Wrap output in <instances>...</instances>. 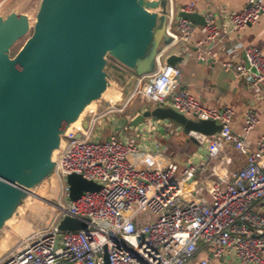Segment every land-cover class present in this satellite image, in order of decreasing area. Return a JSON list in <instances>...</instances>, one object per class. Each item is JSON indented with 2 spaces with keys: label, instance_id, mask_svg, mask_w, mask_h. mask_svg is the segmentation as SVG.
Returning a JSON list of instances; mask_svg holds the SVG:
<instances>
[{
  "label": "built area",
  "instance_id": "1",
  "mask_svg": "<svg viewBox=\"0 0 264 264\" xmlns=\"http://www.w3.org/2000/svg\"><path fill=\"white\" fill-rule=\"evenodd\" d=\"M147 1L165 3V33L170 42L156 56L159 61L188 42L195 25L179 18L178 13H195V9L194 4L178 6L175 0ZM152 11L161 14L163 9ZM201 15L205 36L196 44V58L203 62L222 44L224 29L214 14ZM262 15V1L248 0L244 9L224 18L229 29L237 31L256 23ZM237 50H243L244 63L224 62L223 69L234 71L236 77L244 78L264 95L263 53L239 43L227 45L223 52L233 57ZM179 74L176 67L162 66L141 78L122 103L120 93L116 101L106 100L100 111L89 109L78 125L69 127L52 157L50 177L27 191L23 200L43 205L42 224L0 255V264H103L104 254L109 264H190L200 253L207 257L196 264H209L228 254L233 255L235 264H264V217L251 211L264 199V134L242 168L224 176L213 172L216 180L210 186L195 189V193L206 191L209 200L194 195L197 167L186 164L179 169L153 143L157 133L174 127L170 121L147 119L137 128L111 131L101 140L104 129L111 130L119 119L111 114H122L138 100L146 105L161 104L187 119L215 121L222 125L221 132L209 138L233 142L244 153V141L230 129L232 111L201 105L179 87ZM105 117L108 119L102 120ZM255 123L254 113L248 111L245 130H251ZM95 128L97 133L91 138ZM175 131L182 129L175 125ZM190 137L199 144L208 138L194 133ZM72 174L98 185L99 190L84 192L71 202L66 179ZM52 183L58 184L56 197L49 191ZM65 218L80 220L86 227L60 232L57 227Z\"/></svg>",
  "mask_w": 264,
  "mask_h": 264
},
{
  "label": "water",
  "instance_id": "2",
  "mask_svg": "<svg viewBox=\"0 0 264 264\" xmlns=\"http://www.w3.org/2000/svg\"><path fill=\"white\" fill-rule=\"evenodd\" d=\"M158 7L163 9L161 14L152 11ZM164 10V2H149L143 8L137 0H41L31 36L12 57V46L29 32V20L17 13L0 18V227L26 192L50 177L52 152L59 148L61 136L85 106L99 100L107 89V59L135 70L139 77L153 69L161 39L166 45L170 42L164 35ZM158 16L164 21L161 31H157ZM178 17L197 27L205 24L196 12H180ZM182 52L177 46L167 53L163 67L186 65ZM135 84L136 78H130L120 103ZM87 119L82 121L84 128ZM147 119L170 121L194 144L191 133L213 137L222 129L215 121L187 119L155 104L144 105L131 119L120 117L111 131L137 128ZM66 182L71 202L100 188L75 174L67 176ZM85 227L80 220L65 218L57 229ZM103 264H109L106 254Z\"/></svg>",
  "mask_w": 264,
  "mask_h": 264
},
{
  "label": "crops",
  "instance_id": "3",
  "mask_svg": "<svg viewBox=\"0 0 264 264\" xmlns=\"http://www.w3.org/2000/svg\"><path fill=\"white\" fill-rule=\"evenodd\" d=\"M175 1L178 6L194 4L195 12L200 15L205 13L214 14L217 22L224 29L222 44L214 47L211 56L203 62H200L196 58V44L203 41L205 36L201 27L195 26L188 42L184 45H179V48H183L182 55L187 58V64L179 68V87L189 92L201 105L208 109H230L233 113L230 121L231 132L247 145L245 152L241 153L236 149L235 143L219 142L216 138L208 137L200 144L197 143L195 149L189 155L188 161L185 162L197 167V176L194 183L195 193V189L210 186L216 180L214 176H211L213 172L219 176H224L229 172H235L242 168L245 165L247 156L255 151L256 143L264 134V95L253 90L244 78L236 77L234 71H225L222 67V63L224 62H231L233 64L244 63L243 50H237L233 57L227 56L223 52V49L229 44L239 43L243 48L256 47L264 55V15L256 23L244 29L231 31L225 20L227 14L241 11L246 7L248 0ZM261 1L264 6V0ZM158 30H162V23L157 26ZM159 37H161V34H159ZM165 45L161 46L160 42L153 59V69L141 77L136 76L135 70L126 69L115 61L107 60L104 69L107 80L114 82L117 79L115 78V74H118L121 77L118 80L120 87L125 88L129 83V79L134 77L136 78L135 86L138 85L141 78L153 74L163 66V58H160L158 61L156 60V56ZM115 96L113 93H109L106 100L113 103L118 99ZM248 111L254 113L256 123L251 130L246 131L245 114ZM156 136L153 143L159 145L162 150L163 146L160 145ZM159 138L161 137L159 136ZM163 138L165 141L168 140L166 136H163ZM197 194L207 200L210 199L206 191H198L194 195L196 196ZM251 211L253 214L264 217V199L256 202ZM206 257L205 254L200 253L190 264H196L199 260ZM261 257L264 258V251ZM209 264H235V260L232 254H228L227 257L218 261H211Z\"/></svg>",
  "mask_w": 264,
  "mask_h": 264
},
{
  "label": "rangeland",
  "instance_id": "4",
  "mask_svg": "<svg viewBox=\"0 0 264 264\" xmlns=\"http://www.w3.org/2000/svg\"><path fill=\"white\" fill-rule=\"evenodd\" d=\"M40 1L41 0H0V18H6L10 13L22 14L27 17L30 25L29 32L12 46L11 57L23 47L26 40L31 36ZM162 18V16L157 17V26L161 25L163 21ZM164 44L165 40L163 38L161 41V46H163ZM107 60L110 61L109 58ZM115 76V78L117 79H115L114 82L107 80L108 87L101 94V98L97 101H92L87 104L74 123L83 118L89 109H97L98 111L103 109L105 107L107 94L113 93L117 98L119 97L120 93L123 95L124 87H120L118 82L121 77L118 74H115ZM144 105L146 104L141 103L140 101H134L125 108L122 114L114 113L111 115L117 116L119 118L127 116L129 117V119H131L136 114V112ZM107 119L108 117H105L102 120ZM100 124H98V126H100ZM172 125L174 127H171V129L165 128L156 136V139L159 140L160 145L163 146L162 150L164 156H166L169 161L177 164L179 169H182L184 164H186L185 162L188 161L189 155L195 149V145L188 143L187 135L184 132H176L175 125ZM110 132V128H107L106 130L104 129L101 140H105L109 136ZM127 132L129 133V131ZM95 133H97V128L94 129L91 138L95 135ZM159 136L161 138H159ZM163 136H167L168 140L165 141ZM53 155H55V153ZM49 191L53 195V197H56L58 194V184L52 183L50 185ZM43 210H45L43 205L38 201L29 199L28 201L19 202V204L13 210L12 216L5 220L0 227V255L10 250L21 238H24L26 235H28L34 228V226H37L35 225L36 220H39L42 224V212H44Z\"/></svg>",
  "mask_w": 264,
  "mask_h": 264
},
{
  "label": "bare ground",
  "instance_id": "5",
  "mask_svg": "<svg viewBox=\"0 0 264 264\" xmlns=\"http://www.w3.org/2000/svg\"><path fill=\"white\" fill-rule=\"evenodd\" d=\"M137 3L139 4V5H141L143 8L149 3V1H147V0H137ZM82 116V115H81ZM80 116V117H81ZM81 120V119H80ZM80 120L78 121V122H76V123H72L69 127H73V126H75V125H78V123L80 122ZM69 127L67 128V130L69 129ZM66 130V131H67ZM55 153V150L52 152V155ZM35 225H41V222L39 221V220H36V222H35Z\"/></svg>",
  "mask_w": 264,
  "mask_h": 264
},
{
  "label": "trees",
  "instance_id": "6",
  "mask_svg": "<svg viewBox=\"0 0 264 264\" xmlns=\"http://www.w3.org/2000/svg\"><path fill=\"white\" fill-rule=\"evenodd\" d=\"M14 56V55H13ZM182 132V131H181ZM188 143H191V144H194V143H192V142H190V141H187ZM195 146L197 145V144H194Z\"/></svg>",
  "mask_w": 264,
  "mask_h": 264
}]
</instances>
